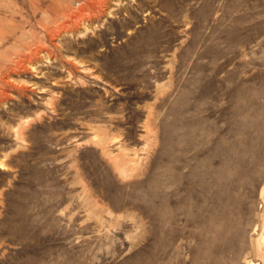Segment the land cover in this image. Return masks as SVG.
Wrapping results in <instances>:
<instances>
[{
  "label": "rangeland",
  "instance_id": "1",
  "mask_svg": "<svg viewBox=\"0 0 264 264\" xmlns=\"http://www.w3.org/2000/svg\"><path fill=\"white\" fill-rule=\"evenodd\" d=\"M264 187V0H0V264H248Z\"/></svg>",
  "mask_w": 264,
  "mask_h": 264
},
{
  "label": "bare ground",
  "instance_id": "2",
  "mask_svg": "<svg viewBox=\"0 0 264 264\" xmlns=\"http://www.w3.org/2000/svg\"><path fill=\"white\" fill-rule=\"evenodd\" d=\"M261 196L263 197V212L260 216H262L261 219V228L260 232H258V235L256 238L252 239V250H253V255L254 257H259L260 258V264H264V187L261 191ZM248 264H258L257 262L253 260H248Z\"/></svg>",
  "mask_w": 264,
  "mask_h": 264
}]
</instances>
